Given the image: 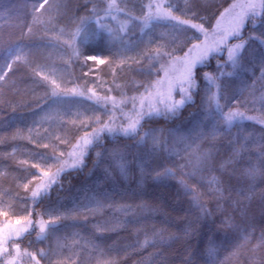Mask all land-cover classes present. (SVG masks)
Returning <instances> with one entry per match:
<instances>
[{
    "label": "trees",
    "instance_id": "trees-1",
    "mask_svg": "<svg viewBox=\"0 0 264 264\" xmlns=\"http://www.w3.org/2000/svg\"><path fill=\"white\" fill-rule=\"evenodd\" d=\"M41 2L0 0V76L4 77L0 80V226L18 227L12 233L27 228L14 241L9 240L11 255L0 258V264H7L14 255L17 258L13 264H264V247L253 248L264 234V175L252 179L245 174L253 165L264 172V157L260 155L264 124L244 120L228 131L220 127L213 138L214 126L222 121L219 116L208 114L204 102L208 86L204 74L216 75L221 68L232 71L225 64L226 50L214 52L196 65L197 87L192 102L175 116H154L142 121L143 131L163 129L166 144L154 149L151 140L137 145L130 137L102 133L100 146L90 148L85 156V166L65 167L47 194L33 200L31 192L48 182L44 173L51 175L60 167L54 157L63 153L61 159H68L67 153L76 140L100 126L92 118L99 116L107 122L112 115L111 104L105 109L87 98L90 91L97 96L125 100L115 117L117 124L126 123V111L133 113L129 98L145 94V86L151 87L160 80L164 68L172 63L168 56L149 61L145 52L164 45L163 51L171 53V57L183 58L193 44L204 41L201 33L187 25L173 28L159 24L141 32L139 23L134 22L121 42L99 29L92 18L94 7L99 10L106 6L103 0H49L37 12ZM148 2L117 0L121 8L135 16L143 14ZM168 2L174 5L175 15L203 24L211 41L217 20L238 0ZM82 18L87 23L76 40L80 54L73 56L62 43L69 39L68 35L61 37L60 42L51 38L61 28L65 33L75 31ZM118 19L126 17L120 14ZM106 22L116 27L115 21ZM262 34L264 14L250 17L240 37L228 39L229 45L240 43L241 39L247 44L242 67L234 76L221 78L223 91L229 97L227 102L221 100L225 111L240 101V111L264 117V107L258 102L264 94V81L259 79L264 69V44L250 39ZM17 55L21 60L13 62ZM89 56L105 63L87 60ZM55 86L60 90L75 87L86 95L58 101L51 95ZM173 89L172 98L179 100L180 88ZM252 91L254 95L250 96ZM245 99L256 102L244 103ZM82 120L87 121V128L81 125ZM241 146L240 154L234 155ZM114 149H120L128 161L126 176L120 174L119 161L111 156ZM193 150H210V164L197 168ZM97 152L101 157H97ZM152 152L154 156H146L148 164L142 176L134 157ZM164 168H172L176 175L155 178V172ZM193 171L195 178L187 174ZM212 177L220 181L223 198L210 186ZM181 180L195 192L186 191ZM104 193L111 197L106 203L133 207L146 204L149 208L127 214L109 208L85 211L86 207H95L89 203L90 198H102ZM193 195H199L207 213L194 204ZM56 216L61 217L57 227L38 238L37 222ZM28 221L32 222L31 227ZM157 233L163 234V242ZM14 244L19 246V256ZM28 254H33L34 259Z\"/></svg>",
    "mask_w": 264,
    "mask_h": 264
},
{
    "label": "snow or ice",
    "instance_id": "snow-or-ice-1",
    "mask_svg": "<svg viewBox=\"0 0 264 264\" xmlns=\"http://www.w3.org/2000/svg\"><path fill=\"white\" fill-rule=\"evenodd\" d=\"M103 2L106 5L104 8L98 10L94 7L91 10L93 14L92 18L94 19L97 27L99 29L105 30L114 40L119 39L121 42H123V37L128 33L130 25H132L134 22H138L141 32L153 25L159 24H170L173 28H182L183 26L187 25L201 33L204 36V41L200 44H193L192 48L189 49V52H192L193 50L196 51V55L194 56H189L186 53L183 58L171 57V53L163 51L164 45L152 50L150 53L145 52L144 54L148 57L149 61L158 60L163 56H168L171 58L172 63H175L177 60H179V62L183 64L182 76L178 81H176V83H179L180 85L181 97L179 100L172 98L173 81L169 80L167 92L161 93L159 89L163 81L157 80L151 85V87L145 86V94H141L139 97L133 96L129 98L132 102L133 113L124 114L126 123L117 124L115 113L118 110V106L124 104L126 101H118L115 97L111 96H97L94 92L90 91V94H87V98L94 100L98 105L103 106L105 109H107L108 105L111 104L112 115L109 117L107 122H102L99 116H94L92 118L93 122L100 126L93 128L91 132H85L83 136L76 140V142L71 146V150L67 153L68 159H61V157L64 155L63 153L61 156L54 157L60 164V167L56 168V171L51 175L47 172L44 173V175L48 177V182L37 185V187L31 192L33 200L40 197L41 195L47 194L51 184L55 182V177L59 176L60 173L65 170V167L77 169L85 166V156L87 155L90 148L100 146L102 133L107 132L114 135L121 134L123 136L130 137L136 140L137 145L145 144L147 140H151L154 149L162 143L166 144L167 140L163 137V129H151L149 131H143L142 121L145 118L150 119L154 116H175L185 104L192 102L193 91L197 87L194 69L198 63L205 62L214 52L223 50L227 51V61H225V64L230 66L232 71H224L221 68L216 75L209 73L204 74V79L208 84L205 89L204 97V102L207 105L206 111L213 118L219 116L220 121H222V124L218 122L214 126L212 133L213 138H215V136L218 134V129L220 127H223L225 131H228L233 125H236L238 122L244 120H255L260 124H264V117L249 116L246 114V112L240 111V101H236V106L229 108L227 111L224 110L225 105L221 104V100H225L226 102L229 100V97H227L223 91L221 78L234 76L236 74V70L242 67L241 60L243 59L245 45L247 44V41L241 39L240 43L229 45L227 43L228 39L229 37H240L246 21L250 17L255 18L261 14H264V0H239V2H234L228 9H225V13L221 14V18H223L226 13L231 14L229 27L226 29H221L220 20H217L216 29L213 32V39L211 41H209V32L204 28L203 24L193 23L191 20L182 19L180 16L175 15L172 11L174 5L169 3L168 0H149V2L144 5L143 14L141 16H135L131 12L125 11L124 8L119 6L117 0H103ZM47 4H49V0H42V2L39 3V7L36 9V11L39 12L40 9H44L45 5ZM101 12L103 15H100ZM120 14H123L126 19H118ZM36 19L37 17L34 16V20ZM109 19L115 21V28L106 22ZM86 23L87 20L82 18L80 25L75 31L65 33V30L61 28L59 29L58 35L53 36L51 39L53 41L60 42L61 37L68 35L69 39L63 40V45L66 48L71 49L73 56H79L80 53L76 46V40ZM29 31H31V29H29ZM250 39L264 44V34L261 36L253 35L250 37ZM86 59L92 61L98 60L100 64L105 63L103 59H99L95 56H89ZM19 60H21V56L17 55L14 57L13 62ZM11 66V63L7 65L9 70L11 69ZM163 67L164 66L161 65V68ZM3 78V76H0V80ZM45 78L47 79V77ZM259 79L264 81V69H262ZM51 83L55 85L54 80L51 81ZM51 95L58 101H64L68 98L84 97L86 93L84 91L78 90L75 87L71 89L60 90L59 86H55L52 89ZM249 95H254V91L250 92ZM154 97L156 103L161 105L160 107H157L156 103L152 102ZM243 102L255 103L256 101H249L245 99ZM258 102L262 107H264V94L258 98ZM120 111L122 112V109H120ZM75 115L80 116L82 114L76 113ZM73 123H75V121H73ZM81 125L85 128L88 127L86 120H82ZM141 132H143V135L140 134ZM179 139L183 140L184 138ZM244 139L247 140L248 137H244ZM260 139L261 141H264V137H261ZM197 148H199V145H197ZM242 148L243 146L235 149L234 155L238 156ZM193 151L195 153L197 168H199L201 165L208 166L210 164L212 155L210 150L204 152H196L195 150ZM96 155L99 158L102 154L97 152ZM149 155L154 156V152L144 153L134 157V159L137 161V167L140 169L142 176L145 173V165L148 164L146 156ZM260 155L264 157V145H262V151L260 152ZM111 156L114 160L119 161L117 167L120 174L126 176L128 174L129 164L123 152L120 149H114L111 153ZM179 167L183 169L184 165L181 164ZM105 172L106 176H110V173H108L107 170H105ZM187 174L191 175L193 178L196 176L195 171ZM245 174L248 177L255 179L258 175H264V172H262L259 167L253 165L251 168L246 170ZM175 175L176 173L172 168H164L163 171L155 172V178L157 179ZM180 183L184 186L186 191L195 192V189L191 188L184 180H181ZM209 184L210 186H213V190L218 195V197L223 198L224 189L222 188L220 181L216 177H212V180L209 181ZM109 200H111V197L107 193H104L102 198L92 197L90 198L89 203L94 204L95 207L91 209L86 207L85 211L98 212L104 208H109L115 213L127 214L129 212L136 213L137 210L143 212L149 208V206L146 204H140L133 207L132 205L126 204L119 205L115 203H106V201ZM193 202L197 207L200 208L202 213L208 212V209L201 204L199 195H193ZM60 219V216H56L51 217L47 221L43 219L38 221V238H43L48 229H55L57 227V222ZM225 223H228V221H225ZM17 224H19V221H17ZM31 226L32 222L28 221V227ZM25 231H27V228L15 231L14 233L10 232L6 235H0V258L11 255L7 248L9 240L14 241L16 237L21 236ZM73 235L75 236L78 234L74 233ZM156 235L161 240V242H163L165 239L163 234L157 233ZM247 239L248 237H245V240ZM76 243L77 241L74 240L73 244ZM144 243L147 244L148 241L145 240ZM92 246L99 248V246L95 245L94 242H92ZM261 247H264V234H262L260 240L255 245H253L254 249ZM14 248L16 254L19 255V246L14 244ZM41 253L44 254L43 250H41ZM28 255L34 259L33 254ZM7 264H13V261L9 260ZM36 264H39V261H36Z\"/></svg>",
    "mask_w": 264,
    "mask_h": 264
},
{
    "label": "rangeland",
    "instance_id": "rangeland-1",
    "mask_svg": "<svg viewBox=\"0 0 264 264\" xmlns=\"http://www.w3.org/2000/svg\"><path fill=\"white\" fill-rule=\"evenodd\" d=\"M239 2V0H238ZM225 13V12H224ZM220 27L221 29H226L229 27L230 21H231V14H225L223 16V18H220ZM189 56H194L196 55V51L193 50L192 52H190L188 54ZM164 75L163 77L160 79V81H163V83L160 85V92L161 93H166L167 92V88H168V81L171 80L173 81V88L175 87V89L177 87L180 88L179 83H176V81H178L183 73V64L179 63L178 61H176L175 63H171L168 67H165L164 70ZM167 72V75H166ZM177 86V87H176ZM174 90V89H173ZM172 90V92H173ZM153 100H155V97L153 98ZM126 114H129L128 111H126ZM11 228V226H8L6 224H3L2 226H0V235H6L10 232H13V230H16L18 227H14ZM19 256V255H18ZM17 258V256L14 255L13 258H11L10 260L14 261ZM14 264H21V262L16 261Z\"/></svg>",
    "mask_w": 264,
    "mask_h": 264
}]
</instances>
